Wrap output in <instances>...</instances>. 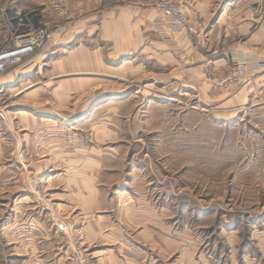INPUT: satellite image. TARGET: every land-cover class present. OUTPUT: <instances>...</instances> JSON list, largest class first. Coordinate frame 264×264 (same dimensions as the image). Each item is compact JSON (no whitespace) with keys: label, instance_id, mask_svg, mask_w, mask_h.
I'll use <instances>...</instances> for the list:
<instances>
[{"label":"rangeland","instance_id":"obj_1","mask_svg":"<svg viewBox=\"0 0 264 264\" xmlns=\"http://www.w3.org/2000/svg\"><path fill=\"white\" fill-rule=\"evenodd\" d=\"M175 1L188 21L169 19L215 58L224 14L264 13V0ZM127 2L0 0V54L46 30L0 71L29 68L0 84V264H264V86L243 106L228 101L241 84L182 85L171 55L110 58L98 25ZM81 47L103 50V76L65 70Z\"/></svg>","mask_w":264,"mask_h":264},{"label":"crops","instance_id":"obj_2","mask_svg":"<svg viewBox=\"0 0 264 264\" xmlns=\"http://www.w3.org/2000/svg\"><path fill=\"white\" fill-rule=\"evenodd\" d=\"M197 1L195 5L197 10L205 9L202 2ZM145 2L147 1L129 0L127 4L115 6L105 14L98 25L101 39L111 43L110 58L117 59L121 56L132 55L139 48H142V51L153 50L154 57L156 56V59L165 65L172 63L169 61L172 56L177 64L179 62V66L175 65V68L177 73L183 76L182 82L185 83L182 85L195 87L198 91L206 92L207 95H209L211 85L205 73L208 65H215L226 71L231 65L245 61L251 68L249 75L242 82L240 90L229 97L228 101L240 102L244 106L253 100L256 90L264 86V13L258 17L252 9H249L250 7L247 8L245 5L246 10H239L240 14L235 15L234 20L231 16L234 24L232 22L229 24L224 14L226 28L224 34L225 37H230V43L225 45L222 56L215 58L204 50L200 51L196 48L187 28L177 26L169 18L160 16L156 9L148 7ZM172 23L176 27H171ZM169 37L172 39L170 40ZM174 50H177L176 55H174ZM64 58V65H69L67 66L69 69L65 70L72 71L69 74L92 72L104 75L100 71L104 64L101 48L94 51L83 47L71 49L68 54L64 55ZM28 69L16 70L15 74L10 72L2 78L0 84L13 82L17 75H20V78L24 77ZM33 85L30 84L22 90ZM63 119L68 120L69 118L64 117ZM28 201H30L29 198H20L19 203L24 204Z\"/></svg>","mask_w":264,"mask_h":264},{"label":"built area","instance_id":"obj_3","mask_svg":"<svg viewBox=\"0 0 264 264\" xmlns=\"http://www.w3.org/2000/svg\"><path fill=\"white\" fill-rule=\"evenodd\" d=\"M158 14L174 20L178 24H187V14L183 8V5L175 0H158L154 4ZM46 30L35 29L25 34L18 36L17 47L19 48H34L42 46L45 41ZM21 60V56L14 55L11 58H5L0 60V71H4L9 63H17ZM251 68L245 61H239L229 67L224 72H218L214 68H209L206 71V75L213 80L214 84L226 85L229 87H237L247 78Z\"/></svg>","mask_w":264,"mask_h":264},{"label":"water","instance_id":"obj_4","mask_svg":"<svg viewBox=\"0 0 264 264\" xmlns=\"http://www.w3.org/2000/svg\"><path fill=\"white\" fill-rule=\"evenodd\" d=\"M29 50H31L30 47H28V48H19V49L10 51V52L1 53L0 54V60L8 58V57H11V56H14V55H18V54L24 53V52L29 51Z\"/></svg>","mask_w":264,"mask_h":264}]
</instances>
